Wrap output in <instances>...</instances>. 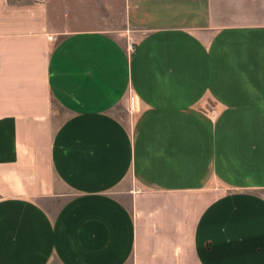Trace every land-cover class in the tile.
Here are the masks:
<instances>
[{
	"label": "crops",
	"instance_id": "1",
	"mask_svg": "<svg viewBox=\"0 0 264 264\" xmlns=\"http://www.w3.org/2000/svg\"><path fill=\"white\" fill-rule=\"evenodd\" d=\"M51 1L0 0V264H264V0Z\"/></svg>",
	"mask_w": 264,
	"mask_h": 264
},
{
	"label": "rangeland",
	"instance_id": "2",
	"mask_svg": "<svg viewBox=\"0 0 264 264\" xmlns=\"http://www.w3.org/2000/svg\"><path fill=\"white\" fill-rule=\"evenodd\" d=\"M111 3H112V5H113V7H115V9L117 8H119L118 7V5H119V0H112L111 1ZM62 4V5H61ZM50 5V9H51V15H52V18H53V21L55 22V24H62L61 23V18H57L58 16H59V12L61 11V9H63V10H66V9H64V8H62L61 6H70V8H71V5H72V3H71V0H67V2H65V3H56V2H54V1H51V3L49 4ZM86 6H84V10H82L85 14H87L88 15V13H89V11H94L95 10V8H91L90 6L91 5H88L87 3L85 4ZM87 7H89V8H87ZM90 8H91V10H90Z\"/></svg>",
	"mask_w": 264,
	"mask_h": 264
},
{
	"label": "built area",
	"instance_id": "3",
	"mask_svg": "<svg viewBox=\"0 0 264 264\" xmlns=\"http://www.w3.org/2000/svg\"><path fill=\"white\" fill-rule=\"evenodd\" d=\"M129 49H131V44H129Z\"/></svg>",
	"mask_w": 264,
	"mask_h": 264
}]
</instances>
